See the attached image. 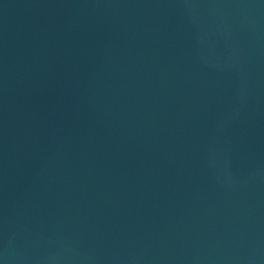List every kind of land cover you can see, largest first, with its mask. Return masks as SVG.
<instances>
[{"label": "water", "instance_id": "water-1", "mask_svg": "<svg viewBox=\"0 0 264 264\" xmlns=\"http://www.w3.org/2000/svg\"><path fill=\"white\" fill-rule=\"evenodd\" d=\"M0 264H264V0H0Z\"/></svg>", "mask_w": 264, "mask_h": 264}]
</instances>
